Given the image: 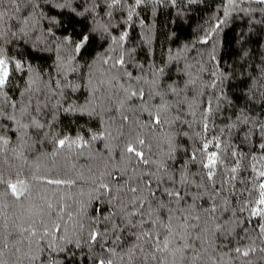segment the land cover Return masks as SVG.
Here are the masks:
<instances>
[{"label":"snow or ice","instance_id":"6c2138e0","mask_svg":"<svg viewBox=\"0 0 264 264\" xmlns=\"http://www.w3.org/2000/svg\"><path fill=\"white\" fill-rule=\"evenodd\" d=\"M45 2L0 0V264H253L254 259L264 264V52L247 47L264 41V0H227L223 13L227 18L238 11L250 28L237 37L239 67L243 79L255 80L256 86L246 85L244 107L233 112L234 121L227 118L226 131L239 144L222 141L225 129L208 135L221 105L231 103L225 89L236 74L235 66L231 74L222 70L215 49L209 53L216 62L212 68L201 61L185 66L183 86L162 85L163 68L154 67L150 79L134 75L124 54L114 57L107 50L85 63L86 84L74 83L69 73L78 71L76 57L88 51L97 34L110 39L111 52L126 51L129 32L107 35L109 27L99 24L97 10L117 9L127 0H86L88 7L72 0L48 3L59 7L61 16L67 11L70 17H91L85 31L72 35L63 20L44 13ZM142 3L133 0L129 6L128 27ZM224 23L220 20L213 32ZM53 27L65 33L58 43ZM17 43L31 52L55 53V74L45 77L23 53L11 55ZM258 57L259 66L252 63ZM96 63L103 71H92ZM249 67L252 72L246 73ZM84 87L85 103H69L67 94ZM61 111L102 120L103 130L89 131L87 138L57 132ZM145 113L146 121L140 119ZM194 124L200 128L194 137L199 147L177 164L176 137L188 132L176 126ZM96 141L115 142L119 160L113 162L109 144L103 146L107 159L93 152ZM49 143L51 151L29 163L26 153ZM81 156L94 161L86 172L73 162ZM39 158L51 160L47 175ZM13 206L18 213L10 214Z\"/></svg>","mask_w":264,"mask_h":264},{"label":"trees","instance_id":"16d2710c","mask_svg":"<svg viewBox=\"0 0 264 264\" xmlns=\"http://www.w3.org/2000/svg\"><path fill=\"white\" fill-rule=\"evenodd\" d=\"M56 4L57 0H46L43 11L48 16H55L58 20H63L65 27L68 28L67 35H72L73 32L79 33L86 30V26L91 23V17L87 20H82L80 17H70L68 12L65 11L61 16L59 15V7L48 8L47 4ZM73 5L85 3V7H88L86 0H72ZM133 3V0H127L122 7L117 9H107L105 12H98L99 24L108 26L109 33L107 35L119 36L123 30L129 32V36L124 44L126 51L117 48L115 52H111L109 47L110 39L106 40L105 36L97 34L94 38V42L89 46L88 51L84 54L77 56L75 63L77 64L78 71L75 73H69V79L74 83L86 84L87 73L89 69L85 68V63L92 64L94 57L105 53L107 50L109 54L114 57H118L120 54H124L126 60H129L128 70L132 71L134 75H146L149 79L152 76V72L155 68H163L164 75L161 78V83L164 86L177 85L183 86L186 77L182 75V70L187 64H193L197 61L205 62L206 66L212 68L216 62L209 60V53L216 50L218 61L222 65V70L229 72L233 71V66L236 67V74L229 82V87L225 89L229 104L221 105V114L216 116L214 120V127L210 124L209 137L220 135V130L225 129L224 135L221 137L222 141L227 143L239 144L235 134H229L227 129L228 117L231 120H235L233 112H239L246 102V85L251 84L256 86V81L244 80L240 75L241 69L239 67L240 60V44L237 42V37L244 33L247 35L250 32V28L246 19H241V15L238 11H232L231 15L227 18L223 15L224 9L227 6V0H143V3L138 7H135L133 12V21L130 22L131 26L128 27L126 23V14L129 10V6ZM241 8L247 7L246 3H240ZM251 7H257L252 4ZM80 9H78L79 11ZM107 12H111V16L107 15ZM220 20H224L225 23L221 25V28L213 32L217 23ZM82 21V22H81ZM36 32V36H40L43 31V24ZM259 27V25L257 26ZM57 33V43L59 37L64 35L63 31L58 27L52 29ZM264 35V33H262ZM210 36L208 44H203L201 41ZM34 41H29L32 44ZM248 48L253 49L257 53L264 52V41L255 40L247 45ZM23 53L24 59L27 60L38 73H43L45 77L48 75H54L56 72L55 67V53L41 52L35 53L29 50L27 45H21L17 43L10 48V54L17 56V54ZM68 54L66 49L64 55ZM252 63L259 66L260 58L253 60ZM143 65V71L140 66ZM99 68L103 71V67L96 63L92 71ZM246 73H251L252 69L249 67L244 70ZM84 75V79L81 80L80 76ZM32 73H29L31 76ZM25 80L28 77L24 78ZM95 79V78H94ZM203 80H209L208 74L205 73ZM16 83L20 85V90H23L24 80L19 79L17 75ZM15 98L19 97V92L13 91L11 93ZM68 100L71 104L83 105L88 99V89L84 87L79 92L68 93ZM155 103V101H153ZM231 105H234L232 107ZM252 107V105H249ZM257 114L260 111V105L257 103L254 107ZM197 113V117H198ZM147 114H143L140 119L146 121ZM192 120V117H186ZM56 131L62 134L75 136L77 134L85 135L89 131H102L104 122L97 120L95 117H79L78 113H59L56 121ZM83 130V131H81ZM167 130V129H166ZM176 131L188 132V136H177L176 143L180 145L181 150L176 153V163L180 164L183 160H187L188 153H191L196 147H199V143L194 140L195 133L200 131L198 125H193V128L189 129L185 125H177ZM31 143V141H30ZM113 141H96L92 146L93 152H99L105 159H107L108 153L104 150V145L109 144L113 146L112 155L115 158L113 162L119 160V149L114 147ZM52 148L51 143L44 145L43 148H39L38 152L28 154L29 163H33L34 158L39 157L40 152H50ZM187 149V153L183 151ZM69 155L65 152L60 157V163L63 164L64 156ZM38 162L41 165L42 174L47 175L45 169L51 167V160L46 158H39ZM73 162L77 165V168L81 171H87V168L91 166L94 161L89 160L86 156L75 157ZM197 167H193L192 171L196 172ZM27 171V169H26ZM9 173L6 172L5 175ZM55 174V173H53ZM245 176L248 173H244ZM10 202V201H9ZM203 203V201H201ZM206 206V205H205ZM91 211V208L89 209ZM11 213H18L19 209L15 206L9 209ZM230 214L224 213V218H227ZM246 215V213H245ZM255 223V221H254ZM238 239V237H237ZM243 243V241H241ZM253 264H257L256 260H253Z\"/></svg>","mask_w":264,"mask_h":264}]
</instances>
